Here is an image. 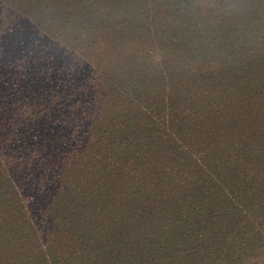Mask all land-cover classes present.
I'll return each mask as SVG.
<instances>
[{
	"label": "rangeland",
	"instance_id": "obj_1",
	"mask_svg": "<svg viewBox=\"0 0 264 264\" xmlns=\"http://www.w3.org/2000/svg\"><path fill=\"white\" fill-rule=\"evenodd\" d=\"M139 1L152 0L133 1L132 8H140L133 10L128 8V1L125 3L123 0H0V37L22 36L24 42L28 39L31 43L28 50L35 49L33 53L15 63L16 70L0 73V76H4L0 80V94L6 95L0 101V116L5 118L23 114L33 117L35 122L32 128L25 130L26 142L20 150H17L16 145L8 146L3 143L6 138L1 134H8L7 124L0 125V174L6 175L12 181L13 192L11 191L9 196L14 202L21 205L25 203L29 210L37 209L36 213L43 211L45 205L34 207L31 200V197L38 200L40 196V193L36 194L38 184L35 175L30 173L32 168H53L55 174L63 178H58L50 184L53 196L62 191L58 190V186L65 182L70 183V186L79 184L80 196L91 201L112 197L110 202L103 205L104 213H112L116 210L114 206L121 203V200L117 201L120 195L118 191L129 189L125 186L127 179H130L128 184L131 186V194L137 196L140 192L133 188H136L139 182L144 181V185L146 183L148 187L151 184L152 178H148L159 165L148 163L143 167L141 164L133 167L125 160L119 161L107 150V138L100 139V135L92 138L91 134L100 122L122 116L129 110L134 113L136 102L148 105L160 101L170 90L172 80L182 71H187L188 75L196 72L195 62L176 58L179 55L178 47L176 44H168L166 36L172 31H177L174 17L185 15L188 18L197 7L211 6L221 0H165L178 5L177 11L172 10L169 13L162 12L164 9L152 13L145 12V8L138 5L142 4ZM189 1L194 4L192 8L188 12L182 11L188 7L186 3ZM250 27L246 25L243 33L237 37L232 35L223 47L217 43L205 52L207 60L201 62L199 71L204 75L203 84L209 83L215 90H218L219 86H225L229 92L234 77L235 82L243 88L247 104L232 115L237 117L231 116L226 121L234 126V139L224 136L222 131L225 130L220 126L214 124L206 128L195 123L197 127H188L189 132H185L181 139L176 140L175 127L170 122L179 115L181 106L176 100L169 99L167 106L157 110H154L155 106L152 107L154 114L168 120L159 125L161 131L156 130L160 135L157 143L148 146L153 148L152 153L164 157L163 160L177 161L179 157L176 158V155L174 158L175 151L172 146L177 149V146H183L182 154L188 155V163L182 170H176L173 175H168L162 180V193L182 198L188 197V192L194 193V183L207 179V175H200L203 161L216 155H211L213 150H219L217 154L224 159L227 155V160L231 158L230 164L224 169L228 180L222 179L227 183V188L224 192L219 190L221 193H204V196H208L207 200H200L201 202L192 208L202 216L217 204L213 200H220L223 194L222 204L226 206L227 211H231V207L234 212H240L238 220L243 222L240 225L242 231L230 233V222H221L220 228L209 224L213 223L212 220H209L207 225L201 222L200 227L203 228L197 232L198 241L185 252L188 258L179 260L176 264H213L218 251L223 247H213V243L223 239H226L230 246L231 243L235 244L231 247L234 254H237L233 264H264V241L259 250L257 247L251 250L255 248L251 240L253 235L261 233L264 237V163L260 164L264 162V79L260 83L250 81V77L256 74L260 66V56H264V33L260 32L257 36ZM55 35L68 46L56 43ZM178 37L180 40L177 44L184 45L181 35ZM185 38L191 40L190 36ZM174 39L175 37L173 41ZM252 39L259 46L255 53L249 49L255 48ZM244 55L248 56L249 60L254 57V61L249 63L244 59ZM232 70L239 73V76H235ZM70 73L73 74L74 84L69 86L67 83L56 88L55 81L67 79L68 82ZM9 77H17L13 90L8 89ZM129 78L132 83H128ZM139 78L144 80L148 89L136 83ZM126 84L124 93L119 88ZM206 92L202 90L200 97H206ZM239 114L244 116L243 124L240 123ZM146 122L154 124V127L158 124L150 116H147ZM172 124L180 125L178 122ZM157 132H150L148 137L158 135ZM162 141L164 143L160 145L159 142ZM246 144L256 150L255 153L261 160L246 161L244 156L237 155L239 153L234 150L240 148L244 154L247 150ZM161 146L166 149L158 153ZM145 150L147 151V148ZM176 166L179 167L178 164ZM102 168H105V176L95 181L93 173L102 171ZM117 168L119 171H116ZM124 168L126 174H122ZM134 168L140 170L134 173ZM232 174H237L241 184L229 181ZM77 178L80 179L79 182L76 181ZM243 181L248 187H242ZM154 187L155 185H152L151 190ZM46 195L45 192L42 196L46 198ZM140 196L146 198L145 190ZM148 198L154 199L151 196ZM21 205L15 207L14 214L17 219L20 216L29 219L30 213H26ZM147 205L152 206V203ZM183 207V204L174 206L167 202L163 205V210L172 213ZM19 209H22V213ZM52 209L55 211H50L49 215L62 211H68L69 215L74 213L73 203L63 194L59 196L56 205L51 206ZM119 210L124 211L122 208ZM201 211L205 212L201 214ZM96 214L98 213L91 214V218L96 221L92 226L89 223L86 237L92 240L102 238L101 227L104 228V224L110 228L116 224L112 218H105L104 215L96 218ZM31 215L34 216L32 213ZM38 217L35 223L28 221L26 228L20 225L11 226L8 230L0 229V264H47V261L40 263L38 260L42 250L57 261L70 257L68 252L73 250L75 243L69 225H56L48 215L46 218ZM235 217L236 215L233 216ZM27 218L22 221L26 222ZM171 220L176 221L173 215H170L166 222ZM199 220L202 221V217ZM186 223H176L182 227L176 229V234L180 235L179 231L185 232ZM52 224L54 230L45 232ZM144 227L130 230L132 240L152 231L147 229L149 227ZM32 228L33 234L30 233ZM167 230L166 227L163 228L164 242L157 245L159 254L156 257L164 256L163 249L166 252L165 240L170 239L169 235L165 236ZM182 239L176 238L169 246L174 250L183 251L186 245H183ZM75 256L80 257L79 252ZM43 258L48 260L45 256Z\"/></svg>",
	"mask_w": 264,
	"mask_h": 264
},
{
	"label": "trees",
	"instance_id": "obj_2",
	"mask_svg": "<svg viewBox=\"0 0 264 264\" xmlns=\"http://www.w3.org/2000/svg\"><path fill=\"white\" fill-rule=\"evenodd\" d=\"M127 1L129 9H140L139 7L132 8L131 6L132 2L136 0H123L125 3H127ZM139 2H142V4L138 5L143 6L145 12L152 13V11H162V9H164L162 12L167 11L169 13L172 10H178L177 4H171L165 2V0ZM186 4L188 7L182 11L188 12L194 4H191L190 1ZM193 11L194 13L188 18H186L185 15L174 17L177 31H172L167 34L166 39L168 44H176L178 47L179 55L176 57L177 59L183 61L191 60L192 63L195 62L196 66L194 70H196V72L188 75L187 71H182L181 74L172 80L170 90L160 101L157 100L155 103L148 105L136 102L134 113L133 110H129L128 112H124L122 116H117L109 121L100 122L91 134L92 138H96L99 135L100 139L107 138V150L116 156L119 161L125 160L126 163H131L133 167L137 164H141L143 167L148 163L159 165V168H156L155 171L152 172V175L149 173L151 177L148 178V180L152 178L149 187L146 183L144 185V181L139 182L138 186L133 188L140 192L139 195L131 194V186L128 184V180L130 179H127L125 186L129 189L124 188V190L118 191L120 195L117 201L121 200L122 205L120 203L114 206L116 210H113L112 213H104L103 211L105 208H103V205L110 202L112 197H101L96 201H91L88 198H82L80 196V192L78 191L79 184L70 186V183L66 184L65 182H61L63 186H58V190L62 191H58L60 193L53 196V190H51L50 184L58 178H63L55 174L54 170H52L53 168H50L51 170L46 167L44 170L32 168L30 173L31 175H35L37 179L38 189L36 194L40 193V196L38 200L34 197H31V200L33 201L34 207L45 205L43 211L36 213L37 209L30 208L29 210L27 206L24 205L25 203L21 205L19 202H14L10 198L11 196H9V194L13 189L12 181L9 180L6 175L0 174V208H3L0 210L1 230L3 228L8 230L11 226L20 225H23L22 228H26L27 222L32 221V223H35L34 221H38L37 217L40 214L38 219L41 217L46 218V215H48L52 219L51 222H54L56 225H62V227L69 225L70 227L75 243L73 250L68 252L70 257H66L64 261L63 259L62 261H57L56 258H52V256H49L42 250L40 256H38L40 263L47 261V264H176L177 261L179 262V260L182 261L188 258L185 252L198 241L199 237L197 232L203 228L200 227L201 222L207 225V222L212 220L213 223L209 224H213L215 228H220V226H222L220 225L221 222L227 221L230 222L229 225L231 226L229 233L242 231L240 225H242L243 222L238 220L240 212H234L231 207V211H227L226 206L222 204L224 202V199H222L224 198L223 194L220 200H213L217 204L211 208V210L204 211L205 213L201 211V214L204 213L202 216L196 213L192 208L199 204L201 202L200 200H207L208 196H204V193L207 194L206 192L210 191L221 193L227 188V183L222 179H227V172L224 169L227 167L226 165L231 162V158L227 160L228 155L225 156L224 159L221 155L217 154L219 150H213L211 155H216L214 157H207L206 160L203 161L202 174H200L202 176L207 175V179L203 181L199 180L194 183V193L188 192V197H171L169 193H162L164 188L162 180L168 175H173L176 170H182L185 164L188 163V155L182 154L183 146H177L179 152L175 146H172L175 151L174 158L176 155V158H179L177 161L163 160L162 158L164 157L155 156L152 153L153 148L148 147L157 143L160 135L156 130L159 129L161 131L159 125L164 121H168L164 117L162 118L154 114L152 112V107L155 106L154 110H157V108L164 105L167 106L169 99L176 100L179 106H181L179 115L175 116L172 120V122H178L180 125L170 122V124L175 127L174 137L176 140L181 139L182 134L185 132H189L187 131L188 127H192L193 125L196 126L195 123L206 128L214 124L220 126L225 130L222 131L224 136L234 139L235 135L232 133L234 126L226 121L247 104L246 96L243 94V88L240 87L239 83L235 82V77L232 78L229 92L225 86H219L218 90H215L211 84H203L204 75L199 71L201 69V62L207 60V57L204 55L205 52H208L209 49L217 43L223 47L224 43L230 39L232 35L237 37L241 32L243 33L246 25L249 27L251 26V30L254 31L253 33L257 36L260 32L264 33V0H221L211 6L197 7ZM178 35H181V41L184 45L177 44L180 40ZM186 36H190L191 40L186 39ZM21 37L14 35L0 37V73L5 70H16L15 63L35 51V49L28 50L31 44L30 41L26 39L24 42V39ZM174 37V41L177 40L176 42L173 41ZM28 38L31 39V36ZM54 41L64 45V47L68 46L67 44H63L58 35L54 36ZM252 41L253 47L255 48L250 47L249 49L252 53H255L259 50V46L254 39H252ZM262 53H264V47L262 48ZM260 57L262 58L259 61L260 66H258L256 74L250 77L251 83L254 81L260 83L263 81L262 79H264V56ZM244 59H246V61L248 60L249 63L254 61V57H252L253 60H249L246 55H244ZM258 71L261 73H258ZM232 73L235 74V76H239V73L235 70H232ZM2 77L4 76H0V80ZM69 78L70 80L68 82L67 79L55 81V87L57 88L59 85L62 87L63 84L67 83L69 86H72V84H74L72 73L69 74ZM8 79L10 82V87L8 89L13 90L17 77H9ZM128 81V83H132L131 78H129ZM136 83L148 89V86L142 78H139ZM221 84L223 85V82ZM0 86H2L1 83ZM126 86L127 84L119 89H122L125 93ZM202 90L207 91L206 97H200ZM227 93H231V95L228 96L226 95ZM138 95H140V92H138ZM3 97H6V95L0 94V101ZM147 116L152 117L156 123H158L157 127H154V124H147ZM235 117H237V115L232 116V118ZM238 118L240 119V123L242 122L243 124L244 116L239 114ZM32 119L33 117L23 114L11 117L5 116V118L0 116V125L6 123L8 132V134H1L6 138L3 140V143H6L8 146L16 145L17 150L22 149L26 142V138H24L25 130H27V128H32L35 123ZM236 128L234 129L236 130ZM152 131L157 132L158 135L154 134V137H148ZM224 140L226 141L227 138ZM246 140L249 141V138ZM163 143L164 141L159 142L160 145H163ZM245 146L247 150L244 151V154L240 148L234 150L239 153L237 154L239 157L244 156L246 161L249 159H252V161L261 160L256 155V150L252 146L248 144ZM146 148L147 151L145 150ZM165 149L166 147L161 146L158 153ZM216 157L218 159H216ZM262 157H264V154ZM263 163L264 162H260V164ZM177 164L179 166L178 168L176 166ZM139 170L140 168H138V171ZM104 171L105 168H102V171L94 172V180L97 181V178H103L105 176ZM116 171H119V168H117ZM138 171L137 168L133 169L134 173ZM126 173L127 171L124 168L122 174ZM79 180V178L76 179L77 182H79ZM229 181L240 183L241 179L238 178L237 174H232V176H229ZM152 185H155V187L151 190ZM242 187H248V184L243 181ZM204 188H206V190H203ZM144 190L146 198L140 196ZM45 192L47 193L46 198L42 196ZM61 194L69 197V202L73 203L74 213L69 215L68 211H62L49 215L50 211H55L53 209L51 210V206L56 205ZM150 196L154 199L150 200V198H148ZM149 202L152 203V206L147 205ZM167 202H171L174 206L183 204L185 208L183 207L177 212L169 213L163 210V205ZM48 204L50 205L48 206ZM17 205H21L22 209L25 208L26 213H30L29 219L21 216L17 219V216L14 214ZM119 208L124 209V211H120ZM22 209H19L21 213ZM201 210L204 209L201 208ZM94 212L98 213L95 216L96 218L104 215L105 218H112L116 221V224H114L112 228L105 224L103 225L104 228L101 227L102 238H100V240L86 238L89 223L90 226H92L96 221L95 218H91V214ZM31 213L34 216H32ZM170 215H173V218L176 220L175 222L172 220V223L166 222ZM234 215H236L235 218H233ZM64 217H66V220H64ZM200 217H202V221L199 220ZM26 218V222L22 221V219ZM45 220L46 219H44V221ZM182 221H186L187 223L184 225L185 232L179 231V235L176 234V229L182 227L176 225V223ZM36 223L38 224V222ZM141 226H145L144 228L149 227L147 229L152 231L149 234L141 235L137 240H132L130 230ZM165 227L168 229L165 236L169 235L170 239L165 240V243H167L165 244L166 252H164L165 250L163 249L162 253L164 256L160 258L156 257V255L159 254L157 245H162L164 242L162 236H164L163 228ZM49 230H54L53 224L52 227L47 228L45 232ZM33 232L34 230L32 228L30 233L33 234ZM41 232L45 233L42 230ZM178 237H182V243L186 245L183 251L180 249L174 250L171 248L172 246H169V243L176 240ZM251 240L254 242L252 246L255 247L251 250L256 249V247L257 250H259L263 244L264 237L259 233V235H253V239ZM219 245H223V247L218 251V256L214 258L213 264H233L236 261L235 255L237 254H234V250L231 247H234L235 244L231 243L230 246V244L226 242V239L218 243H213V247ZM77 252H79L80 257L75 256ZM43 256L47 257L48 260L44 259ZM194 260L195 258H193V261ZM192 264H196V262Z\"/></svg>",
	"mask_w": 264,
	"mask_h": 264
}]
</instances>
